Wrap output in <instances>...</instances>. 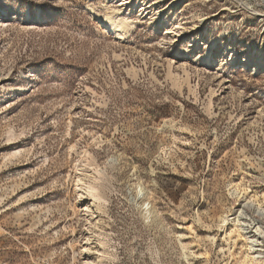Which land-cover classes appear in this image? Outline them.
Returning a JSON list of instances; mask_svg holds the SVG:
<instances>
[{
  "label": "rangeland",
  "instance_id": "obj_1",
  "mask_svg": "<svg viewBox=\"0 0 264 264\" xmlns=\"http://www.w3.org/2000/svg\"><path fill=\"white\" fill-rule=\"evenodd\" d=\"M107 3L0 0V264H264V0Z\"/></svg>",
  "mask_w": 264,
  "mask_h": 264
},
{
  "label": "bare ground",
  "instance_id": "obj_2",
  "mask_svg": "<svg viewBox=\"0 0 264 264\" xmlns=\"http://www.w3.org/2000/svg\"><path fill=\"white\" fill-rule=\"evenodd\" d=\"M114 0H107L108 3H112ZM121 4L120 7L131 5L130 7L133 8L134 4L133 2L135 0H120ZM107 3V5H108ZM175 3V2H174ZM177 3V2H176ZM133 4V5H132ZM173 3L167 6V8L164 9H170L172 7ZM110 6V5H109ZM104 10V17L100 19V22L108 27L109 29H112L114 32H116L119 36H125L127 35L132 28L134 27V22H129L126 18H120L119 12L120 10H110L109 8L103 7ZM197 28V26H195ZM249 264H259L255 259L251 260Z\"/></svg>",
  "mask_w": 264,
  "mask_h": 264
}]
</instances>
